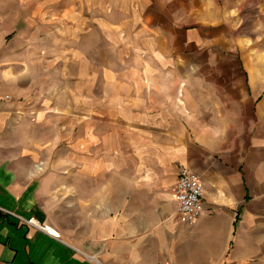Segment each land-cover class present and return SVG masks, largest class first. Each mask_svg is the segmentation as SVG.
I'll return each mask as SVG.
<instances>
[{"label":"crops","instance_id":"0c3cea01","mask_svg":"<svg viewBox=\"0 0 264 264\" xmlns=\"http://www.w3.org/2000/svg\"><path fill=\"white\" fill-rule=\"evenodd\" d=\"M13 1L0 264H264V0ZM57 10L83 13V46L110 58L41 54L39 15ZM180 163L204 185L192 225L175 215Z\"/></svg>","mask_w":264,"mask_h":264},{"label":"rangeland","instance_id":"374dc122","mask_svg":"<svg viewBox=\"0 0 264 264\" xmlns=\"http://www.w3.org/2000/svg\"><path fill=\"white\" fill-rule=\"evenodd\" d=\"M8 2L7 6H9L8 9V17L9 19L12 17L10 15V9H13L15 5L13 0H5ZM45 2L47 0H44ZM79 1H77L78 3ZM76 3V2H75ZM82 5H83V0H82ZM47 6V4L45 5ZM71 7L74 6H79V3L76 5L74 3L70 4ZM63 7V5L60 6V9ZM48 10V9H47ZM50 11V10H49ZM59 11V13H58ZM94 17V16H91ZM80 22L83 23V13L82 14H74L72 13L71 15H68L63 12V10H57L55 15L48 14V13H43L39 15V30L34 31V34L38 35L40 39H43V43L39 47H35L40 51L41 54L47 55L48 53L52 51H56L57 54H78L80 51L83 54H87L88 56H95L97 54L104 55L106 56L105 58H110V54L108 53L106 48H96L94 46H90L89 44L83 46V33L80 34ZM10 23V21H8ZM83 26V25H82ZM55 28V29H54ZM72 30V31H71ZM54 35V38H56V44L52 46L50 40L52 36ZM70 39L71 44L66 45L65 47L62 45L63 40ZM88 42L90 40L88 39ZM31 48H29L30 51ZM70 50V51H69ZM102 50V51H101ZM109 50V49H108ZM76 219V218H75ZM77 220V219H76ZM75 222V223H74ZM70 224H76V221L74 219H71ZM80 249V248H79ZM94 261L97 262V260H100L99 264H110L108 262H105L102 260L99 256L98 258L95 257L93 259Z\"/></svg>","mask_w":264,"mask_h":264},{"label":"built area","instance_id":"2783aa9c","mask_svg":"<svg viewBox=\"0 0 264 264\" xmlns=\"http://www.w3.org/2000/svg\"><path fill=\"white\" fill-rule=\"evenodd\" d=\"M203 193L204 185L200 175L189 166L180 163L178 178L174 186V194L176 201L175 215L181 223L192 225L203 214ZM0 210L9 213L1 207ZM27 222L51 233V235L55 237H59L58 234L50 232L47 226L41 225L39 221L34 218L27 220ZM92 258L95 259V257Z\"/></svg>","mask_w":264,"mask_h":264},{"label":"bare ground","instance_id":"6f19581e","mask_svg":"<svg viewBox=\"0 0 264 264\" xmlns=\"http://www.w3.org/2000/svg\"><path fill=\"white\" fill-rule=\"evenodd\" d=\"M47 228H48V230H50V232H52V233H55V234H60L59 233V231L54 227V226H52V225H47ZM93 257H96V255H93ZM98 261H100V260H98Z\"/></svg>","mask_w":264,"mask_h":264}]
</instances>
